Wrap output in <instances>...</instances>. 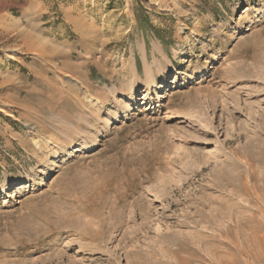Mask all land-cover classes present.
I'll return each mask as SVG.
<instances>
[{"label":"rangeland","instance_id":"rangeland-1","mask_svg":"<svg viewBox=\"0 0 264 264\" xmlns=\"http://www.w3.org/2000/svg\"><path fill=\"white\" fill-rule=\"evenodd\" d=\"M262 238L264 0H0V264H258Z\"/></svg>","mask_w":264,"mask_h":264},{"label":"bare ground","instance_id":"bare-ground-1","mask_svg":"<svg viewBox=\"0 0 264 264\" xmlns=\"http://www.w3.org/2000/svg\"><path fill=\"white\" fill-rule=\"evenodd\" d=\"M161 89V87L159 86V90ZM161 91V90H160ZM201 120V119H200ZM75 145L74 144H72V145H70V147H74ZM85 149L86 150H89L90 149V147L88 146V147H85ZM18 183V180H10V181H8L4 186H3V190L2 191H7V190H9L12 186H14L15 184H17ZM261 196H260V194H259V198H260ZM257 237V236H256ZM255 237V238H256ZM261 238V237H260ZM254 240H256V239H254ZM258 244H259V251H260V253L261 254H258L257 255V257H256V259H258L257 261H258V264H264V239L262 238V240L260 239H258ZM256 255V254H255Z\"/></svg>","mask_w":264,"mask_h":264},{"label":"crops","instance_id":"crops-1","mask_svg":"<svg viewBox=\"0 0 264 264\" xmlns=\"http://www.w3.org/2000/svg\"><path fill=\"white\" fill-rule=\"evenodd\" d=\"M150 43H152V42H150ZM149 42H148V44H150ZM144 59H145V61L147 60V54L145 53L144 54Z\"/></svg>","mask_w":264,"mask_h":264}]
</instances>
